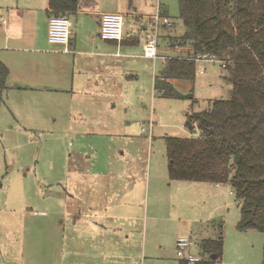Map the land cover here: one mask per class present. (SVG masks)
Instances as JSON below:
<instances>
[{
    "label": "rangeland",
    "instance_id": "1",
    "mask_svg": "<svg viewBox=\"0 0 264 264\" xmlns=\"http://www.w3.org/2000/svg\"><path fill=\"white\" fill-rule=\"evenodd\" d=\"M100 3L123 14V38L138 43L105 42L91 15H72L70 38L92 45L91 55H62L60 77L36 92L0 84V264H179L177 238L190 235L187 251L204 259L200 241L220 224L217 264H261L264 234L238 229L229 185L193 192L167 172L165 139L199 134L185 113L229 97L222 62L199 61L193 81H170L183 97H165L153 79L164 56L179 53L170 46L183 31L177 0ZM159 6L173 27L160 29L157 57L145 58L148 15Z\"/></svg>",
    "mask_w": 264,
    "mask_h": 264
},
{
    "label": "trees",
    "instance_id": "2",
    "mask_svg": "<svg viewBox=\"0 0 264 264\" xmlns=\"http://www.w3.org/2000/svg\"><path fill=\"white\" fill-rule=\"evenodd\" d=\"M177 2L183 31L170 46L189 50L163 58L154 89L165 97L182 98L170 81H193L199 69L197 57L203 54L225 64L231 89L226 99H209V108L185 113V126L190 131L197 128V137L165 139L168 177L229 185L240 208L238 229L264 234V0ZM77 9L78 0H48L50 16ZM7 73L0 61L3 87ZM222 231L220 224L215 237L200 241L207 256L193 264H217L223 251Z\"/></svg>",
    "mask_w": 264,
    "mask_h": 264
},
{
    "label": "crops",
    "instance_id": "3",
    "mask_svg": "<svg viewBox=\"0 0 264 264\" xmlns=\"http://www.w3.org/2000/svg\"><path fill=\"white\" fill-rule=\"evenodd\" d=\"M100 1L103 0H78L77 11L66 16L71 20L72 15H91L93 24L97 30L96 36L105 42H110L99 36L100 19L103 13L115 11L111 10L113 8H108L107 10L102 9V3H100ZM113 1L114 0H112V2ZM47 7L48 0H0V61L8 69L4 84L6 83L5 85H7V87L9 86L11 89H17L21 92H36L42 90V88L47 87V82L60 77L59 67L61 65L62 55L76 53L77 55L83 56L93 53L92 51L85 50L92 47V45L86 48L81 41L77 40L75 32L72 33V37L67 46L50 42L48 40V19L50 14L47 11ZM135 9L132 15L142 17L143 15L137 13ZM156 15L168 18L166 13L162 12L160 6L157 8L156 13L148 15V18L152 20L150 21L149 28L145 30L143 45L154 32L153 18ZM172 27L173 25L170 23V25H161L159 28L163 32H167V28ZM160 29H158L157 34H159ZM92 40H94V37ZM123 40L125 43L130 44L139 42L138 39L135 38H123ZM118 43L119 42H116L115 44ZM65 48H67V50ZM92 82L98 84L100 81L96 76ZM178 182L189 184L188 186L193 187V192L198 189L199 184L206 183L215 185L216 187L222 186V184L207 182ZM216 209L217 207H214L208 215L214 214ZM75 218L77 221L79 217L75 216ZM220 218L221 217H218L215 220L218 221ZM193 220H199V218L195 217ZM201 220L204 219L201 218ZM187 237L190 238L191 236L189 235ZM195 256L199 255L196 254ZM181 261L183 260L179 259V264H181Z\"/></svg>",
    "mask_w": 264,
    "mask_h": 264
},
{
    "label": "built area",
    "instance_id": "4",
    "mask_svg": "<svg viewBox=\"0 0 264 264\" xmlns=\"http://www.w3.org/2000/svg\"><path fill=\"white\" fill-rule=\"evenodd\" d=\"M169 23L165 17L156 15L153 18L154 32L143 45V55L148 58L155 59L157 57L158 45V28L160 24ZM72 22L66 15H51L48 19V40L51 43L62 44L67 46L70 40ZM124 18L121 13L105 12L101 15L99 36L104 40H116L120 42L123 39ZM67 50V48H65ZM178 52L188 51L186 46L177 47ZM199 61H218L214 56L200 55L197 57ZM225 64L223 63L222 66ZM198 71L203 69L199 67ZM191 244L189 237H179L176 239V254L181 260L190 263L201 260L200 256H195L187 251V247Z\"/></svg>",
    "mask_w": 264,
    "mask_h": 264
},
{
    "label": "water",
    "instance_id": "5",
    "mask_svg": "<svg viewBox=\"0 0 264 264\" xmlns=\"http://www.w3.org/2000/svg\"><path fill=\"white\" fill-rule=\"evenodd\" d=\"M211 257H212L213 259H215V258H216V255H211Z\"/></svg>",
    "mask_w": 264,
    "mask_h": 264
}]
</instances>
